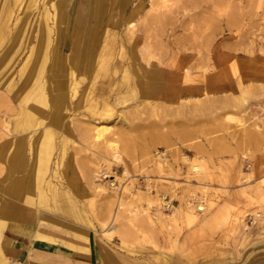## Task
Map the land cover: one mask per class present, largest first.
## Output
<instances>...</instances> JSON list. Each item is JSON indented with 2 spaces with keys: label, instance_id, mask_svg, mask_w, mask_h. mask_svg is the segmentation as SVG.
I'll use <instances>...</instances> for the list:
<instances>
[{
  "label": "rangeland",
  "instance_id": "obj_1",
  "mask_svg": "<svg viewBox=\"0 0 264 264\" xmlns=\"http://www.w3.org/2000/svg\"><path fill=\"white\" fill-rule=\"evenodd\" d=\"M129 1L105 0L98 20L85 17L89 1H64L91 32L80 39L92 58L75 68L74 83L64 53L71 72L59 79L71 102L54 114V0H0V75L11 78L0 82V147L7 132L24 137L35 121H60L50 170L32 194L47 224L38 232L91 239L113 264H264V0ZM39 31L47 55L27 83L29 99L19 100L5 86L19 83ZM24 63L27 76L31 59ZM149 69L160 88L119 101L116 81ZM111 76L108 92L93 93L96 79ZM97 124L108 127L101 138ZM22 144L24 160L32 157ZM10 158L0 155L3 198ZM12 228L0 214L1 250Z\"/></svg>",
  "mask_w": 264,
  "mask_h": 264
},
{
  "label": "crops",
  "instance_id": "obj_2",
  "mask_svg": "<svg viewBox=\"0 0 264 264\" xmlns=\"http://www.w3.org/2000/svg\"><path fill=\"white\" fill-rule=\"evenodd\" d=\"M55 1V0H54ZM58 2L62 3L63 8L65 9V5L63 4L65 0H56ZM89 1V7L87 8L85 17L87 19H91V17H94V19L98 20L100 15L96 12L95 4L93 0H87ZM105 0H101V2H104ZM124 5L123 7H126L129 5V0H121ZM76 6V5H73ZM102 6V5H101ZM102 8V7H101ZM67 11V16L65 17V22H68V19L70 18L69 15H71L72 23H75L73 27L70 29V31L67 34V42L66 44H60L59 42V35L57 39L56 48L59 50L60 54L65 58L66 52H68L70 55H72L74 61V58L77 57V48H82V55H79L78 57V65L80 64H88V60L92 58V52L90 51V48H88V41L80 39L82 35L90 34L87 29V26L82 25L80 22H78L77 14L73 11L72 7L70 9H65ZM70 13V14H69ZM107 16V14H105ZM43 33L44 31H39L40 37L37 38V41L35 45L31 48L30 52L25 56L26 57L32 53V50L37 46L41 49V66L43 64V60H45L46 51H45V42L43 40ZM59 34V32L57 31ZM86 38V37H83ZM93 39V38H92ZM92 41V40H91ZM58 45V46H57ZM54 49V47H53ZM53 51V50H52ZM25 59L23 60V63L21 64V67L19 69V83L14 84V81H8L10 82L8 86V93H16L15 95L20 99L26 98L29 99V95L26 94L29 90L28 84L30 79H34L35 76L38 75V69L36 70V73L33 75L32 78H28L24 72H22L25 67L23 66L25 63ZM66 60V58H65ZM73 63V62H72ZM147 75L143 77H137L130 79V76L126 79L122 76V78L118 79L116 83L114 84L115 87L114 90L117 91L118 99L119 101H125L128 99V97L131 95L133 97L135 94L139 92H144L146 94H150L152 90L160 88V83L158 81V73L154 69H149L147 71ZM102 77V76H101ZM11 78L7 76L6 74L0 75V82H7V80H10ZM150 79V81H149ZM115 79L110 77L107 80V84H103V80L99 81V84H96L98 79L95 80L93 83V93H95V90L99 88L101 92L99 94H104L108 92L112 88V82ZM188 80V73L186 81ZM142 81V82H141ZM13 82V83H12ZM18 82V81H17ZM102 82V83H101ZM120 84H119V83ZM133 82V83H132ZM25 88H24V85ZM101 83V84H100ZM118 83V84H117ZM123 83V84H122ZM142 83V84H141ZM144 83V84H143ZM14 85V86H13ZM22 85L23 88H20ZM132 87H131V86ZM145 85V86H143ZM192 85H185L181 91H189L191 90ZM12 88V90H11ZM134 88V89H133ZM12 92H11V91ZM17 92H16V91ZM134 91V92H133ZM25 93V94H23ZM11 94V95H12ZM125 95V96H124ZM165 96V95H164ZM167 96V95H166ZM107 98L105 97V102ZM23 104V103H22ZM38 105L36 108L35 106ZM35 106L28 107L27 111L29 114L35 113V110L39 108V103ZM21 108H23V105H19ZM38 119V118H37ZM38 121H35L32 125H27L24 127L25 129L23 131H26L27 134H33L37 128H40L44 124H39ZM31 126H34L31 128ZM31 130L34 131L31 133ZM29 134V135H30ZM22 135V134H21ZM15 142L19 146H22L21 137L16 136ZM26 145L28 144V141H26ZM55 145V143H54ZM51 158V157H50ZM33 155L32 157L29 156L25 160L21 161V164L24 162H27V166L25 165V168L23 169H16V166H20L21 164H16L15 167L12 168V164L10 165V169H7L8 174L10 177L14 178L17 176H23L26 177L30 172V166L32 163ZM52 159V158H51ZM50 161V159H49ZM47 162V168L43 170L42 174L39 175L40 179L38 182H36V187H34L33 192H31L27 198L26 201L23 203L17 202L12 194L9 192V185L3 186L1 188L4 190V194L8 193L6 197H0V214L1 218L3 220L11 219L13 222V228L12 232L13 234L10 235L9 239L7 240V245L5 249H0V264H113V256L106 258L105 261L101 260L102 257H99V251L96 248L95 244L93 243V240L89 239L85 244L78 243L74 239H65L61 241L58 239L60 235L57 234H50L47 230L39 231L38 227L40 225L46 226L47 224L44 222V211L40 209L37 204L35 203V198L32 197V194L36 191L39 192V187L41 184V179L45 176V171L47 169L50 170V165ZM46 162V161H45ZM23 165V164H22ZM38 188V189H37ZM6 189V190H5ZM258 191V190H257ZM241 215H237L234 220L235 222L240 219ZM242 228L245 225H242ZM49 245V246H48ZM2 248V247H1ZM109 260V261H108ZM169 264H176L175 261L170 260Z\"/></svg>",
  "mask_w": 264,
  "mask_h": 264
},
{
  "label": "bare ground",
  "instance_id": "obj_3",
  "mask_svg": "<svg viewBox=\"0 0 264 264\" xmlns=\"http://www.w3.org/2000/svg\"><path fill=\"white\" fill-rule=\"evenodd\" d=\"M55 2V1H54ZM53 2L54 5V18H55V26L57 28V31L59 32V42L60 44H66L67 42V34L70 31V29L73 27V25L75 23H72V18L71 15H69V19L68 22H65L66 20V16H67V11L63 8L62 3L56 1L55 3ZM95 7L96 8V12L98 13V15H100L102 13V8H103V2H101V0H93ZM161 2V1H160ZM153 7H156L157 3H152ZM102 5V6H101ZM51 6V5H50ZM102 7V8H101ZM50 8V7H49ZM48 8V9H49ZM51 9V8H50ZM152 9V8H151ZM51 11V10H50ZM48 13V10H45V13ZM70 14V13H69ZM102 15V14H101ZM52 16V14H51ZM106 16H104L105 18ZM54 23V22H53ZM129 25V24H128ZM50 26V25H49ZM132 26V24L130 25ZM53 28V26H52ZM54 30V29H53ZM108 30V29H107ZM58 35H57V39H58ZM52 37V36H51ZM53 41V40H52ZM52 44V43H51ZM123 44V43H122ZM58 46V45H57ZM51 48V47H50ZM77 57L74 58L73 61V66L72 67V72L69 69L66 60L63 58V56L60 54L59 50L54 47L53 51H52V62H51V69H53L56 73H58V76H53V80L51 81L52 83V87H54V89L56 90L55 95L54 96V106L58 107L55 108V112L54 114H57L58 111H60V109H63L66 107V105L69 107V103L70 101V93L69 91L63 90V85H64V81L62 79H59L60 74L63 75H70L71 72V76L74 77V73H75V68H77L78 66V57L79 55H82V48L78 49L77 48ZM69 54V53H68ZM41 49L40 47H35L32 50V53L29 54L26 59H31V70L29 71V74L27 75L28 78H32L33 75L36 73V70L39 69L41 67ZM120 63V62H119ZM50 65V64H49ZM49 70V69H48ZM100 71V70H99ZM81 77V76H80ZM112 77V76H111ZM82 78V77H81ZM92 78V77H91ZM96 79V78H95ZM72 81V80H71ZM119 81V80H118ZM77 82V79L74 77V83ZM142 82V81H141ZM13 83V82H12ZM96 83V82H95ZM119 83V82H118ZM117 83V84H118ZM133 83V82H132ZM120 84V83H119ZM123 84V83H122ZM142 84V83H141ZM144 84V83H143ZM17 85V84H16ZM14 86V85H13ZM131 86V85H130ZM145 86V85H143ZM132 87V86H131ZM8 88L5 86V89ZM10 88V86H9ZM70 89V88H69ZM90 89V88H89ZM134 89V88H133ZM12 90V88H11ZM10 90V91H11ZM14 90V89H13ZM12 90V91H13ZM88 90V89H87ZM8 91V89H7ZM11 91V92H12ZM16 91V90H15ZM17 92V91H16ZM53 92V91H52ZM91 92V90L87 91V94H89ZM15 93V92H14ZM13 93V94H14ZM72 93H76V88L75 86H73L72 88ZM85 93V92H84ZM12 94V93H11ZM7 96V95H6ZM85 94H81L79 98L84 97ZM125 96V95H124ZM48 98V97H47ZM53 99V98H52ZM9 102V101H8ZM106 104H108V100H106L105 102ZM2 105V104H1ZM9 106V105H8ZM38 105L35 106V108ZM49 106V105H48ZM108 106V105H106ZM12 109V108H11ZM28 109V108H27ZM21 111V110H20ZM20 114V113H19ZM25 116H23L22 118H24ZM27 119V118H25ZM39 119V118H38ZM24 121V120H22ZM41 120H38L39 123H42ZM63 121V120H62ZM28 122V121H27ZM18 124V123H17ZM21 124V123H20ZM29 124V123H28ZM65 125V124H64ZM19 126V125H18ZM30 126V125H29ZM57 127H60V121L56 120L53 121L52 124L50 125H43L40 128H37L35 130V132L33 134H27L26 131H24V137L21 136V141L22 139L25 141H28V148L31 151L32 155H33V159H32V163L30 166V172L26 177L23 176H17L12 178L10 185L8 188L9 192L12 194V196L14 197V199L17 202L23 203L26 201L27 196L33 192L34 187H36V182L39 181V175L42 174L43 170H45L47 168V162L49 161L50 157H51V153L54 147V132L56 131ZM95 127V126H94ZM54 128V129H53ZM108 127L104 126L103 124H97L95 131H94V136L96 138H101L103 133L105 131H107ZM20 130V129H19ZM80 130V129H79ZM4 131V130H3ZM18 131V129H17ZM32 131V130H31ZM6 133V132H5ZM21 133V132H19ZM7 135L3 136V140L2 141V145L0 147V155L5 154L6 151H8L10 153V156L12 158H10L11 160V164H12V168L16 166V164H21V161H23L24 159V154H23V150L19 147H16V142L14 141L16 138H12L13 136L8 135V132L6 133ZM22 134V133H21ZM18 135V134H17ZM27 138V139H26ZM99 140V139H98ZM114 143V142H113ZM110 143L109 142V146L110 148H115L116 146L115 144ZM117 144V143H116ZM15 147L13 148L12 146ZM32 147V150H31ZM111 150V149H110ZM115 152V151H114ZM115 158H118V153H113ZM46 161V162H45ZM194 165V164H193ZM57 166V165H56ZM197 167V166H196ZM54 168V167H53ZM57 168V167H56ZM195 168V167H194ZM14 169V168H13ZM97 186V185H96ZM6 190V189H5ZM52 192V191H51ZM8 194V193H7ZM111 196V195H110ZM36 198V197H35ZM67 199V198H66ZM111 199V197H110ZM121 200V199H119ZM110 202V201H109ZM125 235V234H124ZM49 246V245H48Z\"/></svg>",
  "mask_w": 264,
  "mask_h": 264
}]
</instances>
